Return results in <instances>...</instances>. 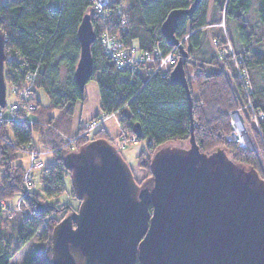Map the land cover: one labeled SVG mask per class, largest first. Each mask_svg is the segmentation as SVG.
<instances>
[{"label":"trees","instance_id":"obj_1","mask_svg":"<svg viewBox=\"0 0 264 264\" xmlns=\"http://www.w3.org/2000/svg\"><path fill=\"white\" fill-rule=\"evenodd\" d=\"M111 1L112 8L123 12V18H113L109 23L95 18L92 0H61L57 9L50 6V0L0 3V30L5 36V55L11 59L4 64L5 85L21 84L28 74H34L32 93L36 105L30 125L24 122L0 124V214L4 210L2 202L12 200L16 195L25 209L14 248L10 240L0 238V264H10L12 254L21 251L38 232L39 241L46 243V247L30 250L21 264H51L50 234L57 221L50 217L54 210H37L38 200L58 203L65 194V178H70V173L62 164L63 156L77 152L90 141H110L102 127L89 138H78L81 128L75 134L69 133L75 105L84 101V93L74 82V71L80 50L77 30L85 15L89 16L95 33V42L91 46L92 75L87 83L94 81L97 85L100 113L118 111L120 114L124 107H128L130 115L120 118V129L132 134L133 126L139 124L140 140L148 141L146 147L150 152L168 143L180 144L189 140L190 113L186 91L170 83L169 79L150 77L147 65L134 73L116 71L102 53L99 37L102 31L108 30L112 37L126 45L135 44L142 51L150 52L159 46L164 52H169L172 48L166 45L161 35V25L171 11L188 9L194 0ZM253 3L258 25L264 31V0H200L194 12L177 24L174 37L187 53L184 67L190 65L193 69L192 84L197 100L188 84L192 100L193 136L200 151L210 154L226 148L234 163L253 168L264 182L257 154L238 149L224 140L230 133L229 113L236 108H247L249 103L251 112L256 113L258 124L254 129L255 140L264 155V94L254 77L255 72L264 70V47L261 50L251 48L255 32L246 20ZM213 11L218 16V23L211 19ZM226 20L234 24L235 44L239 49L228 40L235 55L241 59L237 64L240 69L246 70L251 81L249 102L233 72L231 61L217 58L215 49L214 55L207 59H201L197 53L202 49L205 29L224 24ZM211 39L224 46L227 44V39L224 40L221 35L211 34ZM223 67H227L229 73ZM254 83L257 84L255 91ZM37 90L48 98L49 112L41 110L40 101L36 98ZM196 101L202 105L201 108L197 107ZM52 111L59 116H52ZM34 132L40 133L42 142L56 158L49 167L42 162L43 168L33 174L32 180L39 178L40 194L28 192L35 181H32L29 190H25V168L16 164L18 154L27 157L28 148L33 149L40 159L32 145ZM61 136L72 137L71 143L64 144ZM70 193L74 195L72 189ZM62 209L61 213L65 212L63 216L74 212L68 207Z\"/></svg>","mask_w":264,"mask_h":264},{"label":"water","instance_id":"obj_2","mask_svg":"<svg viewBox=\"0 0 264 264\" xmlns=\"http://www.w3.org/2000/svg\"><path fill=\"white\" fill-rule=\"evenodd\" d=\"M199 2L171 11L160 29L166 45L177 47L181 56L169 82L186 91L188 148H159L142 184L105 140L66 154L62 164L79 206L51 231V264H264V182L253 168L229 160L223 149L201 152L193 136L187 53L174 32ZM77 39L74 82L83 92L92 75L95 42L88 15ZM6 61L0 30V108L5 106ZM132 133L140 139L139 124Z\"/></svg>","mask_w":264,"mask_h":264},{"label":"rangeland","instance_id":"obj_3","mask_svg":"<svg viewBox=\"0 0 264 264\" xmlns=\"http://www.w3.org/2000/svg\"><path fill=\"white\" fill-rule=\"evenodd\" d=\"M9 1L10 0H0V3L7 4ZM246 20H247L248 24L251 26L252 30L255 32V36L252 38L251 48L261 50L264 47V31L261 30V28L258 25L259 21H258L257 12L255 10V3H253L252 8L250 9V11L246 17ZM217 28H219L218 29L219 33H220L219 35L223 36L224 40L227 39L226 42H228L230 44L233 52L235 53V50L232 46V43L230 42V40L232 42H234V44L236 42L235 41L236 32H235L234 24L232 23V21L226 20V22L224 24L223 23L218 24ZM211 29L212 28H210V30ZM209 34L211 37L212 33H209ZM228 39H230V40H228ZM209 40L210 39H209L208 34L205 33L204 38L202 39V44H201L202 50H203V56H206L209 53V51H210L209 46L212 49L213 55H214V52H213L214 48H217V50H219V48L221 49L224 46L222 44H216L215 45L213 43V41H214L213 39H212V41H209ZM236 47L239 49V47L237 45H236ZM208 49H209V51H208ZM227 60L231 61L232 65H234L231 56H229V58H227L226 61ZM185 71H186V75H187V80L191 86L193 97L195 100H197L198 97L196 95L195 89H194L193 84H192L193 69L191 68L190 65H187L185 67ZM225 71H227V70H225ZM254 77H255V81L257 82V84H259V86L261 87V88H259V90H262L263 94H264V70H261L257 73L255 72ZM249 83H250V87H251L252 86L251 81H249ZM257 84L254 83L253 90ZM253 90H252V92H253ZM83 93H84V101L77 103L75 115L73 117V119L77 121V120H79V118L81 116L80 122H79V125H81V127H80L81 131H82L83 125H85L89 121L93 120L95 118L94 117L95 115H101L100 110H99V96H98V90H97L96 83L94 81H89L88 83H86ZM36 98L40 101L41 110L45 113L49 112V110H50L49 100L42 93V91L37 90ZM12 102H13V98L10 95L9 85H6L5 103L7 106H9ZM196 104L198 105L197 106L198 108L202 107V105L197 103V101H196ZM235 111L239 115L240 119H242V121H243L244 141H241V145H243L244 147H241L240 144H237V143H233V144L228 143V144L236 145V147L238 149H241V150H250L251 149L250 151L255 152L258 156V159H259V162L261 165V174H262L263 179H264V155L261 153V149L258 146V144L256 143L255 136H254L256 133L255 130L257 129V126H258L257 119L255 122L254 121L255 116L252 115L251 109L248 106H247V108L241 107L240 110L236 108ZM254 114H256V113H254ZM129 115H130L129 108L124 107L121 110L120 114H117L116 118H111L108 121H106L102 125V128L107 132V134L110 138V141H109L110 145L117 151V153L120 155V157L123 159V161L129 167L131 174H132L134 180L136 181V183L142 184L143 182H145L150 177L149 164H150V161H151V159H152V157L156 151L150 152L146 147V145L148 144V141H146V140L141 141L140 139L138 140V142L136 144H132L130 142L131 144L128 143V144H126V146H123L122 141H120V137L124 133H126L127 136H130L131 134L129 135V133L121 130L120 126L118 124V121L120 120V118L122 116L128 117ZM250 116H251V118H250ZM28 118L32 119L33 116H31V117L28 116ZM227 118H228V115H227ZM61 138H63V136H61ZM73 138H76V137H73ZM63 139H64V144H67V142L71 143V141H72V137H69V136H67ZM70 143H68V144H70ZM32 145L36 149V151L39 153L40 160H41V162H43L45 167H49L50 165H52L56 161L55 156L51 153L49 148L46 145H44V143L42 142L41 137H40V133H37V132L32 133ZM163 147L188 148V141L182 142L180 144L172 142V143H168L164 146H161L160 148H163ZM222 149L226 153L227 158L232 161L229 150L226 148H222ZM18 155H19V159L16 161V164L25 168L24 175L26 177L30 172V165H29L28 157H25L22 154L21 155L18 154ZM34 173H36V172H34ZM1 177H2V172L0 171V178ZM32 181H35V184L31 188V190H29L28 192L40 194L41 186L39 184V178L32 180ZM65 186H66V192H65V194H63V196H61L59 198L58 203H55L54 201L49 202L45 199H40V200H38V203H37V207L39 206L42 209L46 208V209H50L52 211L54 210L50 217L52 220L57 221V223H59L63 218H65L67 216V215L63 216L65 212L61 213V212H63L62 208L68 207L71 210L77 211L78 206H79V202L76 199V197L70 193V190L72 189V187H71L70 178H68V177L65 178ZM19 199H20V197L18 195H16L12 200L2 202V205L4 206L3 207L4 210L0 214V238L1 239L5 238L6 240H10L13 248H14V245H15L14 243L16 240V232L20 227L21 221L23 220V217H24L23 214L25 211L24 207L21 204H19V202H20ZM6 209L9 211H7ZM39 234H40V232H38L29 241V243L25 247H23V249L21 251L17 252L14 255L12 254L10 264H21L24 257L26 256V254L30 250L36 249L38 247H41V248L46 247V243H41L39 241ZM11 253H12V250H11Z\"/></svg>","mask_w":264,"mask_h":264},{"label":"built area","instance_id":"obj_4","mask_svg":"<svg viewBox=\"0 0 264 264\" xmlns=\"http://www.w3.org/2000/svg\"><path fill=\"white\" fill-rule=\"evenodd\" d=\"M111 5V0H92V12L95 18L101 20L103 23H109L113 18L122 19L123 12L118 8H112ZM123 23L124 22H122V24ZM99 43L104 56L109 60L115 70L119 72L134 73L140 69V67L147 65L149 67L150 77L160 76L161 79H169L170 73L181 57L177 47L172 48L169 52H164L161 48H159V46L154 47L150 52L142 51L135 44L126 45L123 41L112 37L108 30L102 31L99 37ZM213 43L215 45L218 44L215 41H213ZM214 49L215 56L221 60H226L229 56L232 57L234 64L233 72L236 74L244 95L249 102L251 92L249 75L246 70L240 69L238 66L237 63L241 60L240 57L235 55L228 42L221 49ZM6 59V63L11 61L8 57H6ZM186 59H184V61ZM223 69L224 71L227 70L226 72H229L227 67H223ZM34 77V74H28L21 84L9 85L10 95L13 98V102L9 106L5 103V106L0 108V124L4 122H24L30 125L32 123L30 121L32 119H29L28 116L31 117L36 109L32 93ZM247 106L251 109V105L249 103ZM236 111L229 113L230 133L226 135L224 139L227 143H237L240 144L241 147H244L241 145V141H244L243 121L240 119ZM117 114H119L118 111L110 114L98 115L93 120L83 125L78 138L91 137L92 134L99 130L106 121L111 118H116ZM252 115H254L253 112ZM254 121L256 122V116ZM138 140L139 138L133 134L127 136V134L124 133L120 137V141H122L123 146H126V144L130 142L132 144H136ZM26 150L30 165V172L26 177L25 175L23 176V181L24 188L27 191L32 186V177L34 172L41 170L43 165L38 154L33 149L28 148Z\"/></svg>","mask_w":264,"mask_h":264},{"label":"crops","instance_id":"obj_5","mask_svg":"<svg viewBox=\"0 0 264 264\" xmlns=\"http://www.w3.org/2000/svg\"><path fill=\"white\" fill-rule=\"evenodd\" d=\"M60 5H61V0H50V6L53 8V9H57V8H59L60 7ZM214 12V11H213ZM211 13V19L213 18L214 19V21H216L217 23H218V20H217V18H218V16H217V14L214 12V13ZM216 23V24H217ZM217 26L218 25H215V26H213L212 27V29L210 30V29H205V33L206 34H208V36H209V41H212V39H211V37H210V34L209 33H212V34H214L215 33V35H219L220 33H219V28H217ZM209 30V31H208ZM206 38V37H205ZM210 44V43H209ZM202 46V45H201ZM202 48V47H201ZM209 49H210V51H209ZM209 49H208V51H209V53L206 55V56H203V50L201 49L200 50V52H197L198 53V56L201 58V59H207V58H209L210 56H212V49L210 48V46H209ZM205 52V51H204ZM185 73H186V71H185ZM187 79V78H186ZM188 81V80H187ZM189 85V84H188ZM84 91V90H83ZM78 103V102H77ZM77 103H76V105H75V108H74V113H73V116H72V118H71V120H70V126H69V133L70 134H74L75 132H77V130L81 127V125H79V122H80V118H81V116H80V118H79V120H74L73 119V117H74V115H75V110H76V106H77ZM100 110V109H99ZM50 114H52L54 117H58L59 115H58V113L57 112H54V111H52V112H50ZM97 115H95L94 117H96ZM93 118V117H92ZM31 122L33 121V119L32 120H30ZM68 123V122H67ZM66 124V123H65ZM65 129H68V126H66L65 125ZM104 130V129H103ZM105 131V130H104ZM106 132V131H105ZM106 134H107V132H106ZM108 135V134H107ZM109 137V136H108ZM110 139V138H109Z\"/></svg>","mask_w":264,"mask_h":264},{"label":"bare ground","instance_id":"obj_6","mask_svg":"<svg viewBox=\"0 0 264 264\" xmlns=\"http://www.w3.org/2000/svg\"><path fill=\"white\" fill-rule=\"evenodd\" d=\"M239 130H240V128H239Z\"/></svg>","mask_w":264,"mask_h":264}]
</instances>
